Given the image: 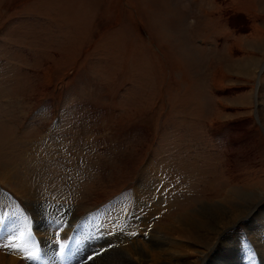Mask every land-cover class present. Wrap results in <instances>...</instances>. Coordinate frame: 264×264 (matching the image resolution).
<instances>
[{
    "label": "rangeland",
    "instance_id": "374dc122",
    "mask_svg": "<svg viewBox=\"0 0 264 264\" xmlns=\"http://www.w3.org/2000/svg\"><path fill=\"white\" fill-rule=\"evenodd\" d=\"M263 115L264 0H0V251L140 264L125 246L238 189L255 195L246 214L175 263L224 247L264 264ZM134 201L151 203L135 235L95 226Z\"/></svg>",
    "mask_w": 264,
    "mask_h": 264
},
{
    "label": "bare ground",
    "instance_id": "6f19581e",
    "mask_svg": "<svg viewBox=\"0 0 264 264\" xmlns=\"http://www.w3.org/2000/svg\"><path fill=\"white\" fill-rule=\"evenodd\" d=\"M263 69V68H262ZM258 96V95H257ZM258 102V100H257ZM264 116V115H263ZM18 190V189H17ZM234 190V189H233ZM232 190V191H233ZM19 192V191H18ZM139 195V194H138ZM234 195L235 197L233 199H229V200H226L224 202H222V205H206V207H202L200 209H194V210H190V211H185L184 213H180L177 217H176V225H165V226H162L160 225L161 223H157L156 225V228L160 230H162L161 233H165L167 234L169 237H166V236H161V238L158 236V235H154V239H158L157 241H153V243H149L150 245H146L147 243H144L142 242L141 245H138L135 243L131 244V245H128V246H125V251H127L128 253L132 254L133 256H135V258L137 259V261L140 263V264H176L175 262L177 261L176 259H178V256H182L183 255H186V254H189V251H188V247H190L191 245H197V244H200L201 246H210V242H211V239H213V233H214V236L217 235L218 231H219V228H221V226L223 227H226V225H229L230 223H232V218L233 219V222L235 221V216L238 215L239 216H242V215H245L246 212H247V206L251 205L252 201L250 200H253L254 199V193H250V192H245V191H241V190H235L234 191ZM145 197V196H144ZM152 200V199H150ZM153 202V205L155 206V204L157 203L156 201H152ZM159 202V201H158ZM135 204V208L134 210L131 212V213H127L126 211H122L121 215L119 213H117L116 209L113 208L112 206H109V207H106V213L107 214H103L102 215V218H104L103 220V223L102 221L100 220L99 224H96V221H95V226L96 227H99L101 226L102 229H104V232L106 234V231H108L110 234L111 232H115L117 229H121L122 232H127L129 231V234L131 232V234H134L135 235V231L136 229L138 230L140 227V224H138L141 220L144 219V216L146 217L147 215L150 216L151 214V210H150V207L151 206V203L149 202H145L144 201H134ZM158 204V203H157ZM146 205H149V206H146ZM153 206V207H154ZM202 206V205H201ZM232 208V210L230 209ZM30 209V208H29ZM143 209V210H141ZM156 209V207H155ZM120 210V208L118 209ZM143 211V212H142ZM223 211V216H226V215H231L230 217L227 216L228 218L226 217H223V218H219L221 216V213ZM1 212V211H0ZM125 212V214H124ZM116 213V215H115ZM141 213L140 216L141 219H139V214ZM220 213V214H219ZM252 213V211H251ZM34 214V213H33ZM44 214V213H43ZM35 215V214H34ZM121 218L120 221L118 222H115L113 223V220L112 219H115V216H118ZM36 216V215H35ZM39 217V221H40V215L38 214L37 215ZM106 216V217H105ZM36 217V218H38ZM119 218V219H120ZM148 218V217H146ZM150 218V217H149ZM31 219H33L31 217ZM47 219V218H46ZM54 219V218H53ZM67 219V218H66ZM117 219V218H116ZM175 219V218H174ZM211 220H216L217 223L220 225L219 227L217 226H213V224H210L209 221ZM37 220V219H36ZM97 220V219H96ZM147 220V219H146ZM145 220V221H146ZM149 220V219H148ZM147 220V221H148ZM4 221V220H3ZM94 222V221H93ZM17 223V222H16ZM55 224V222H49V221H40V224H44V225H51V224ZM83 223V222H82ZM121 223V225H120ZM143 223V222H142ZM142 223H141V227H142ZM146 223V222H145ZM9 224V223H8ZM25 224V223H24ZM31 224V222H30ZM72 228L75 226V225H78L79 224V219H76L73 223L72 221V224L69 223ZM125 224V225H123ZM149 224V223H148ZM59 225V224H58ZM27 226V225H26ZM146 226V225H145ZM261 226H264V222H262ZM59 227V226H58ZM125 227V228H124ZM150 227V226H149ZM258 227V226H257ZM32 228V227H31ZM34 228V227H33ZM143 228V227H142ZM8 229V227H7ZM37 229V228H36ZM39 229V228H38ZM40 229H43V228H40ZM45 229V228H44ZM48 229V228H47ZM64 229L68 230L69 229V233H67V235L65 236L62 235L61 237H58L56 239V241L58 240V243L61 242V248H65L64 247V242H65V239L67 237L68 240L71 238L70 236L72 232H70L72 229L69 228V227H64ZM99 229V228H98ZM262 228H260L259 230H262ZM6 231V230H5ZM4 231V232H5ZM8 231V230H7ZM6 231V232H7ZM205 231V232H203ZM1 232V231H0ZM12 232V231H11ZM32 232V231H31ZM41 232V231H40ZM42 232H44L42 230ZM98 232V231H97ZM102 232V231H101ZM100 232V233H101ZM133 232V233H132ZM138 232V231H137ZM143 232V231H142ZM141 232V233H142ZM257 232V231H256ZM255 232V233H256ZM2 233V232H1ZM9 233V232H8ZM29 233V232H27ZM35 233V232H34ZM37 233V232H36ZM48 233V232H47ZM94 233V232H93ZM140 233V232H139ZM253 233V232H252ZM258 233V232H257ZM5 234V233H4ZM99 234V233H97ZM102 234V233H101ZM128 234V233H127ZM137 234V233H136ZM254 234V233H253ZM7 235V234H6ZM96 235V234H94ZM93 235V236H94ZM125 235V234H124ZM138 235V234H137ZM174 235V236H173ZM84 236V234L82 235ZM81 236V237H82ZM139 236V235H138ZM11 237V236H10ZM80 237V239H81ZM92 237V236H91ZM95 237V236H94ZM121 237V235H120ZM131 237V236H130ZM129 237V238H130ZM85 238V237H84ZM178 238H182L183 240L182 241H177ZM94 238H92L93 240ZM96 239V238H95ZM134 239V237H133ZM152 239V237H151ZM48 240V239H46ZM45 240V243L46 244H50L49 240L46 241ZM72 240V239H71ZM82 240V239H81ZM85 240V239H84ZM99 240V239H98ZM130 240V239H129ZM163 240V241H162ZM180 240V239H179ZM53 243L55 242V240H52ZM76 241V240H75ZM89 241V240H88ZM96 241V240H95ZM136 241V240H135ZM251 241V240H250ZM84 242V241H83ZM90 242V241H89ZM57 243V242H55ZM54 243V244H55ZM76 243V242H75ZM86 243V242H85ZM88 243V242H87ZM100 243V242H99ZM99 243H97L96 245H98ZM251 243V242H250ZM16 244V243H15ZM158 244V245H157ZM181 244V245H180ZM20 244H18L19 246ZM89 245V244H88ZM93 245V244H92ZM164 245H169L170 247H176V248H179L180 246V249L182 248V250H169L166 246ZM221 245H224V243L222 242ZM15 248H16V245H14ZM58 246V245H57ZM66 246V245H65ZM112 246V244H111ZM225 246V245H224ZM227 248L229 247V244L226 245ZM235 246V244H234ZM89 247V246H88ZM114 247V246H113ZM154 247V248H153ZM59 248V247H58ZM103 248V247H102ZM106 248V247H105ZM123 248V249H124ZM237 248V247H235ZM257 248V247H256ZM13 249V248H12ZM10 249V250H12ZM29 249V248H28ZM60 249V248H59ZM219 250H216L214 252V257H213V264H219V261H220V264H222V262H226L227 264H231L234 259H235V256L237 255V253H235V251L232 249L230 250L227 254H224L222 251L224 249V247H220L218 248ZM35 250V249H34ZM76 250V249H75ZM8 251V250H7ZM32 251V249H31ZM38 251V250H37ZM221 251V252H220ZM240 251V250H239ZM255 251V250H253ZM259 251V250H258ZM15 252V251H14ZM102 251H100L101 253ZM21 253V252H20ZM28 253V252H27ZM79 253V251H78ZM235 253V254H234ZM106 254V253H105ZM79 255V254H78ZM171 255V256H170ZM227 255L228 256H231V259H227ZM18 256V255H17ZM17 256H14V255H9L3 251H0V264H23L21 262V260L19 259V257ZM48 256V255H47ZM92 257V256H91ZM95 257V256H94ZM108 258H99L97 261V263L99 262L100 264L102 262H105V264H115V259L118 257L117 254L116 255H113V256H110V255H107ZM216 257V258H215ZM161 258H165L166 260H169L168 262H164L162 261ZM260 258V257H259ZM175 259V260H174ZM262 259V257H261ZM264 259V258H263ZM49 260V259H48ZM47 260V261H48ZM51 260V259H50ZM230 260V261H229ZM120 261V260H119ZM123 261V260H122ZM121 262V261H120ZM205 262V261H204ZM122 263V262H121ZM125 263V262H124ZM25 264V263H24ZM53 264V263H52ZM73 264V263H72ZM225 264V263H223Z\"/></svg>",
    "mask_w": 264,
    "mask_h": 264
}]
</instances>
